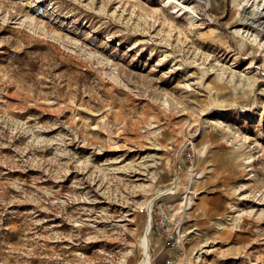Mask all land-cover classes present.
<instances>
[{
	"label": "rangeland",
	"instance_id": "374dc122",
	"mask_svg": "<svg viewBox=\"0 0 264 264\" xmlns=\"http://www.w3.org/2000/svg\"><path fill=\"white\" fill-rule=\"evenodd\" d=\"M194 1L0 0V264H264V17Z\"/></svg>",
	"mask_w": 264,
	"mask_h": 264
},
{
	"label": "built area",
	"instance_id": "2783aa9c",
	"mask_svg": "<svg viewBox=\"0 0 264 264\" xmlns=\"http://www.w3.org/2000/svg\"><path fill=\"white\" fill-rule=\"evenodd\" d=\"M171 171L175 177L180 176L187 166L191 167L194 164L192 153L181 156L177 148H173L170 153ZM156 230L162 233V236L167 240L172 248L181 251L183 236L181 234L182 221L180 219H170L167 212L162 206L156 207L155 211Z\"/></svg>",
	"mask_w": 264,
	"mask_h": 264
},
{
	"label": "bare ground",
	"instance_id": "6f19581e",
	"mask_svg": "<svg viewBox=\"0 0 264 264\" xmlns=\"http://www.w3.org/2000/svg\"><path fill=\"white\" fill-rule=\"evenodd\" d=\"M207 3H209L210 1H206ZM244 2H245V6H248L249 4H250V2H252V0H244ZM194 3L196 4V5H200V3H201V0H195L194 1ZM251 6H254L255 7V9H257V11H258V13H260L262 16L261 17H264V3H262V4H260V3H257L255 0L252 2V4H251ZM253 7V8H254ZM256 11V12H257ZM179 12V11H178ZM178 12H176V13H178ZM254 12V11H253ZM255 13V12H254ZM257 13V14H258ZM192 20V19H191ZM257 22V21H256ZM262 22V21H261ZM264 22V21H263ZM27 23V22H26ZM262 25V24H261ZM35 26V25H34ZM37 26V25H36ZM252 27H255L253 24L251 25ZM259 27V26H258ZM43 29V28H42ZM253 30V29H252ZM261 30V29H260ZM71 44V43H70ZM163 106V105H162ZM164 108V107H163ZM152 157V156H151ZM141 164H143V163H141ZM140 164V165H141ZM144 189H147V188H145V187H143ZM174 189H176V188H174ZM174 189L172 190V191H174ZM150 190V189H149ZM148 192V191H147ZM145 193V192H144ZM149 193V192H148ZM147 194V193H146ZM151 208H152V200H151V202L149 203V206H148V210H149V212H150V210H151ZM233 216V215H232ZM230 219H232L231 218V216H230ZM235 221V220H234ZM235 224V223H234ZM233 224V225H234ZM235 226V225H234Z\"/></svg>",
	"mask_w": 264,
	"mask_h": 264
}]
</instances>
